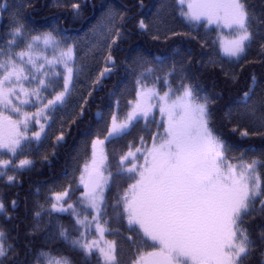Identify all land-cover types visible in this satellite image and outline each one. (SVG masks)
I'll list each match as a JSON object with an SVG mask.
<instances>
[{"label":"snow or ice","instance_id":"obj_1","mask_svg":"<svg viewBox=\"0 0 264 264\" xmlns=\"http://www.w3.org/2000/svg\"><path fill=\"white\" fill-rule=\"evenodd\" d=\"M52 7L86 31L37 27L39 0L0 6V264H264V0H103L91 22L88 0ZM74 127L60 185L22 196Z\"/></svg>","mask_w":264,"mask_h":264},{"label":"trees","instance_id":"obj_2","mask_svg":"<svg viewBox=\"0 0 264 264\" xmlns=\"http://www.w3.org/2000/svg\"><path fill=\"white\" fill-rule=\"evenodd\" d=\"M5 0H0V6L4 4ZM11 2V0H9ZM57 0H39V10L35 13V18L33 23L37 27L48 28L56 23H60L61 28H68L69 35H77V31L82 35L87 29V23L85 22H73L66 17H61L60 13L56 11L52 5L56 3ZM63 2V0H59ZM103 0H88V8L86 10L85 16L87 22H91L99 14V5ZM128 3H133L134 0H127ZM150 5L155 6L160 3L161 0H146ZM170 2V0H169ZM95 3L98 7L93 9L91 4ZM62 21V22H61ZM210 39H216V36L213 34ZM88 41H84L86 45ZM179 46L184 48H192L195 50L196 54L199 56L200 50L195 44V41H178ZM82 45V47L84 46ZM133 46H145L143 39L140 40L139 45L134 43ZM165 51L164 49L153 48V54H159V52ZM128 78L124 76L123 72H120L118 75H113L110 79L105 82L103 90H101L96 96V102L92 105L89 113V121L91 122V127L94 130L96 127V122L100 119V115H104L107 111L108 105L110 103L109 93L115 92L124 87L127 83ZM202 87L209 93L213 90H220L225 88V86L214 76L205 75L201 81ZM79 89L74 91L73 95L78 94ZM227 95V92H226ZM103 98V99H101ZM123 103V102H122ZM59 125L57 124V127ZM143 127V125H141ZM141 129L138 128L136 131L139 132ZM83 129L77 130L75 127L72 130L71 135L68 138V143L66 147L60 150L57 157L53 158L51 165H42L37 161L36 167L27 175L24 176L23 180V189L22 196L29 191L31 186V191L34 193L36 188L44 189L46 186L56 185L59 186L63 181L66 171H70L71 155L76 152L78 148L81 147V141L84 139L82 136ZM135 135V132L133 133ZM124 141L118 140L114 143L107 145V150L112 152L113 150H119ZM242 147H258L259 141L256 140L254 143L249 142L245 144L243 141H240ZM47 146V144H45ZM115 190L113 191V195ZM79 195L78 193L76 194ZM67 223V219H65ZM69 255H72L69 253Z\"/></svg>","mask_w":264,"mask_h":264}]
</instances>
